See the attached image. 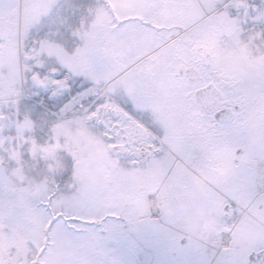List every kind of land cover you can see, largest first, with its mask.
Wrapping results in <instances>:
<instances>
[{"label":"snow or ice","instance_id":"1","mask_svg":"<svg viewBox=\"0 0 264 264\" xmlns=\"http://www.w3.org/2000/svg\"><path fill=\"white\" fill-rule=\"evenodd\" d=\"M191 2L139 0L140 16L121 20L109 10L106 25L100 27L91 25V21L101 9H107V0H0V132L13 124L19 131L33 116L41 128L74 116L86 130L87 139L103 147L107 167L181 176L186 168L197 164L195 146L202 139L189 130L192 119L207 120L218 135L231 132L232 142H240L231 120L239 109L264 99V70L252 79L223 88L216 103L203 115L189 117L174 112L169 116L165 112L164 127L133 107L135 99L146 95L163 97L171 73L190 51L196 32L179 23L171 28L158 25L162 12H175ZM245 3L246 21L258 17L253 23H264V0ZM224 6L231 7L227 0ZM14 8H22L25 13L22 29L14 28L10 21L9 10ZM21 32L22 50L15 44ZM165 35L174 43L164 51L151 59L139 55L140 40L153 43ZM57 42L60 56L38 62L50 44ZM201 79L207 77L202 75ZM137 121L143 126L142 132L133 131ZM61 179H67V174ZM2 181L0 173V222L12 224L26 218L28 208L22 196L4 190ZM227 187L249 194L264 205V148L257 146L250 151L249 158L228 177ZM228 206L233 207L234 202L229 200ZM61 222L73 237L87 229L99 233L117 226L116 233L106 237L113 254L102 264H185L170 251L172 246L160 233L129 226L120 217H105L98 226L76 219L65 221L63 215H57L49 231ZM76 224L79 229L70 227ZM256 261L264 264L261 256L254 257L253 264ZM0 264H9L2 246Z\"/></svg>","mask_w":264,"mask_h":264},{"label":"rangeland","instance_id":"2","mask_svg":"<svg viewBox=\"0 0 264 264\" xmlns=\"http://www.w3.org/2000/svg\"><path fill=\"white\" fill-rule=\"evenodd\" d=\"M200 1L205 0H192L185 8L160 14L161 23L158 26L171 28L179 23L185 29L189 27L196 32L191 40L190 51L182 57L187 62L196 64L202 56L205 64L200 63L203 60H199L197 65L203 66L204 76L207 77L197 83H190L171 73L163 97L150 94L134 100V109L151 115L161 127L165 126L162 125L165 112L168 115L181 112L189 117L203 115L193 97L198 84L213 79L223 89L239 81L252 79L256 70L261 72L260 66L256 65L257 61L253 60L255 66L250 62L251 58L260 54L257 51H247L246 40L234 38L232 31L220 24L216 17L207 16L211 13L209 10L212 5L207 9L202 6L201 10ZM208 1L211 4L213 2ZM109 10L121 20L141 15L139 0H107V9H101L93 17L91 25L105 26ZM9 17L14 28H23L25 13L22 8L10 9ZM172 43L174 41L169 40L167 35L164 39L157 38L153 43L142 39L138 42L142 49L139 55L147 54L146 59H151ZM15 44L22 50V32ZM60 54V43H51L38 62L49 58L55 60ZM259 62H263L262 58ZM20 69L22 73L23 64ZM240 110L246 114H255L256 119L264 118V99L256 100ZM206 121L204 120L208 123ZM203 125L200 120L192 119L189 130L192 132L197 128L199 131V127H204ZM259 128L263 131L264 125ZM30 130L29 124L19 131L13 124L11 129L5 127L0 132V142H6L0 146L2 186L5 191L22 196L28 208L26 218L12 224L0 222V246L6 250L9 264H37L38 260L39 264H102L104 258L113 254V246L109 245L106 237L115 234L117 226L111 225L108 232L99 233L87 229L83 235L73 237L63 222L49 231L52 219L63 215L65 221L76 219L100 226L105 217H124L131 225L132 209L138 198L134 193L141 191L142 185H156L154 182L160 181L165 172L107 167V154L103 147L96 146L87 139L86 130L74 116L53 124V136L42 138L41 142H36V136L31 135ZM197 134L201 137L199 132ZM262 138L264 135L260 139L257 136V142L264 145ZM207 142H212L211 135L207 136ZM65 151L73 157V174L70 179L61 182L58 172L62 168ZM70 227L79 229L80 225ZM42 251L44 255L41 257ZM140 259L143 260L144 256Z\"/></svg>","mask_w":264,"mask_h":264},{"label":"flooded vegetation","instance_id":"3","mask_svg":"<svg viewBox=\"0 0 264 264\" xmlns=\"http://www.w3.org/2000/svg\"><path fill=\"white\" fill-rule=\"evenodd\" d=\"M216 1V19L232 31L234 38L248 42L247 51L260 54L250 62L255 66L253 60L257 61L256 65L264 70V23L254 24L258 17L246 21L245 0H227L231 7H225L224 0ZM261 58L263 62H259ZM198 62L205 64L202 56L195 65ZM190 64L181 57L173 76L187 80L185 69ZM197 66L204 76L203 66ZM258 74L256 70L251 78ZM254 115L239 109L231 120L232 131L240 137L237 143L232 142L231 132L218 135L209 122L200 120L204 127L192 131L199 132L202 138L195 146L197 164L186 168L183 176L165 172L160 181L154 182L156 185H142L141 191L134 193L138 198L132 209L133 224L124 217L123 220L129 226L160 233L172 246L170 251L185 264H253L256 256L264 259V205L249 194L227 187L228 177L249 158L250 151L257 146L264 148L263 143L257 142L264 135L259 128L264 125V118L254 121ZM208 135L212 142H207ZM149 191H155V211L148 208ZM229 200L234 202L233 207L228 206Z\"/></svg>","mask_w":264,"mask_h":264},{"label":"water","instance_id":"4","mask_svg":"<svg viewBox=\"0 0 264 264\" xmlns=\"http://www.w3.org/2000/svg\"><path fill=\"white\" fill-rule=\"evenodd\" d=\"M187 76L190 81H196L199 78V70L195 66H189L187 68ZM221 90L216 86V84L211 81L207 83L206 85L198 87L194 91V97L196 101L198 102L199 106L208 112L210 108L213 107V105L217 101V94L220 93Z\"/></svg>","mask_w":264,"mask_h":264},{"label":"trees","instance_id":"5","mask_svg":"<svg viewBox=\"0 0 264 264\" xmlns=\"http://www.w3.org/2000/svg\"><path fill=\"white\" fill-rule=\"evenodd\" d=\"M31 128L30 134L36 136L34 139L36 142H41L42 138L46 139L47 137L53 136V124L45 125L41 128L40 121L36 120L33 116L29 123ZM62 168L59 170V176L61 182L67 181L72 176V165H73V157L68 152H64V156L62 157ZM65 174H67V179H61Z\"/></svg>","mask_w":264,"mask_h":264},{"label":"bare ground","instance_id":"6","mask_svg":"<svg viewBox=\"0 0 264 264\" xmlns=\"http://www.w3.org/2000/svg\"><path fill=\"white\" fill-rule=\"evenodd\" d=\"M150 201H151V204H152L153 206H155L156 201H155V196H154V195H151V196H150Z\"/></svg>","mask_w":264,"mask_h":264}]
</instances>
